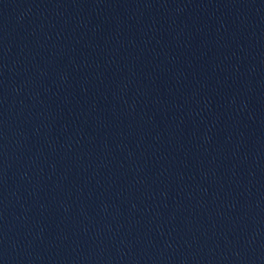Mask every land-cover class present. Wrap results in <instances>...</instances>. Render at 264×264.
Returning a JSON list of instances; mask_svg holds the SVG:
<instances>
[{"label": "water", "instance_id": "1", "mask_svg": "<svg viewBox=\"0 0 264 264\" xmlns=\"http://www.w3.org/2000/svg\"><path fill=\"white\" fill-rule=\"evenodd\" d=\"M0 264H264V0H0Z\"/></svg>", "mask_w": 264, "mask_h": 264}]
</instances>
